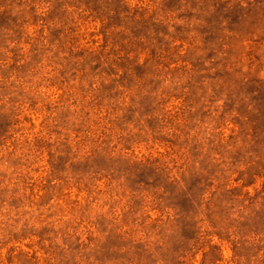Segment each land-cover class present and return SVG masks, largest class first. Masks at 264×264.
Wrapping results in <instances>:
<instances>
[{"label": "rangeland", "instance_id": "rangeland-1", "mask_svg": "<svg viewBox=\"0 0 264 264\" xmlns=\"http://www.w3.org/2000/svg\"><path fill=\"white\" fill-rule=\"evenodd\" d=\"M0 264H264V0H0Z\"/></svg>", "mask_w": 264, "mask_h": 264}]
</instances>
